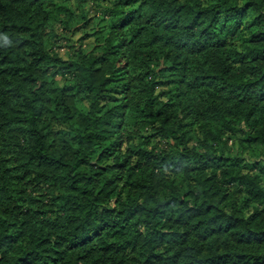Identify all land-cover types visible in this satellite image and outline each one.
Masks as SVG:
<instances>
[{
    "label": "trees",
    "instance_id": "obj_1",
    "mask_svg": "<svg viewBox=\"0 0 264 264\" xmlns=\"http://www.w3.org/2000/svg\"><path fill=\"white\" fill-rule=\"evenodd\" d=\"M0 264H264V0H0Z\"/></svg>",
    "mask_w": 264,
    "mask_h": 264
},
{
    "label": "rangeland",
    "instance_id": "obj_2",
    "mask_svg": "<svg viewBox=\"0 0 264 264\" xmlns=\"http://www.w3.org/2000/svg\"><path fill=\"white\" fill-rule=\"evenodd\" d=\"M100 24L98 23V19H95L93 21H91L89 23V25L87 26V28L85 30L82 31V33H92L95 30H98L100 28ZM67 39V35L65 36ZM81 37V34H77L73 36H69L70 41H62L60 42L61 48L59 50V53L61 55L65 54V53H74L77 51V49H79V39ZM82 50L87 53L90 51V47L89 45H87V43L85 42V40L82 41Z\"/></svg>",
    "mask_w": 264,
    "mask_h": 264
}]
</instances>
